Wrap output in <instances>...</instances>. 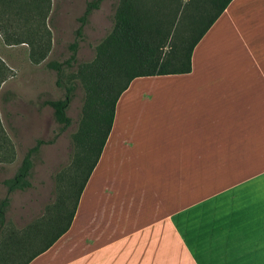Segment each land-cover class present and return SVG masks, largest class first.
Listing matches in <instances>:
<instances>
[{
    "label": "crops",
    "instance_id": "1",
    "mask_svg": "<svg viewBox=\"0 0 264 264\" xmlns=\"http://www.w3.org/2000/svg\"><path fill=\"white\" fill-rule=\"evenodd\" d=\"M143 126L172 144L142 146ZM225 164L237 166V244L264 245V0H232L194 47L188 74L129 84L69 229L29 264H130L135 239L181 203L194 208L198 187L212 188L213 166ZM134 183L145 194L130 193ZM137 195L149 214L122 218L117 204Z\"/></svg>",
    "mask_w": 264,
    "mask_h": 264
},
{
    "label": "rangeland",
    "instance_id": "2",
    "mask_svg": "<svg viewBox=\"0 0 264 264\" xmlns=\"http://www.w3.org/2000/svg\"><path fill=\"white\" fill-rule=\"evenodd\" d=\"M91 1L50 0L47 25L52 33L51 50L39 64L30 61L28 45H6L3 34H0V59L10 69L8 79L0 86V123L12 145L11 155L6 156V152L0 151V200L6 196L3 180L14 176L28 149L38 140L43 142L39 152L32 156L31 186L9 195L7 222L18 229L53 213L51 207L64 186L65 176L71 172L69 169L75 152L73 136L82 116L83 89L76 82L66 112L71 124L63 130L55 122L52 109L44 102L63 99L64 88L77 72L78 65L93 59L95 47L113 27L117 0H104L99 9L91 12L86 24H80L77 19ZM79 27L81 31L77 33ZM73 43L77 45L76 59L68 68L64 62L71 55L69 46ZM50 62L61 63L66 69L63 87L56 84L57 73L48 67ZM233 92L237 97V90ZM153 107L159 109L158 104ZM141 132L142 146L149 144L155 148H166L172 144L158 134L156 126H143ZM82 162L76 186L70 190L71 201L89 160ZM212 175L213 187L210 184L207 189L198 187L194 208L186 205V210H183L181 203L180 211L175 210L174 217L165 220L163 227L159 225L157 229L149 230L145 237L135 239L130 264H264V245H246L242 248L237 244V166L214 165ZM142 189L137 190L134 183L130 186V193L145 194ZM261 190L264 191L263 181ZM142 198L138 195L126 200L122 198L124 202L117 204V212L122 218L132 216L134 221H140L142 215L149 214V201L146 198L141 203Z\"/></svg>",
    "mask_w": 264,
    "mask_h": 264
},
{
    "label": "trees",
    "instance_id": "3",
    "mask_svg": "<svg viewBox=\"0 0 264 264\" xmlns=\"http://www.w3.org/2000/svg\"><path fill=\"white\" fill-rule=\"evenodd\" d=\"M103 1L87 3L84 13L77 19L81 25L86 24L91 12L99 9ZM231 1L117 0L113 27L95 47L93 59L78 65L77 72L64 88L63 99L44 102L52 109L55 122L63 130L71 124L66 112L76 82L83 89L82 116L73 136L74 160L51 207L53 213L20 229L8 224L6 217L9 195L31 186L32 156L39 152L41 140L28 149L14 176L2 182L6 196L0 200V264H29L66 233L110 133L120 95L136 78L188 74L194 47ZM50 8V0H0V34L4 36V43L28 45L33 64L44 61L51 50L52 33L47 25ZM80 31L81 27L77 33ZM69 48L71 55L64 62L68 68L76 59V43ZM48 67L56 71V84L63 87L66 69L58 62H50ZM9 74L10 69L0 59V86ZM11 149L0 123V151L8 156L12 154ZM83 160H89L87 170L71 201L70 190L76 183Z\"/></svg>",
    "mask_w": 264,
    "mask_h": 264
}]
</instances>
